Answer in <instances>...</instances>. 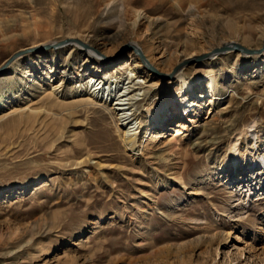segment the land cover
<instances>
[{"label":"rangeland","instance_id":"rangeland-1","mask_svg":"<svg viewBox=\"0 0 264 264\" xmlns=\"http://www.w3.org/2000/svg\"><path fill=\"white\" fill-rule=\"evenodd\" d=\"M136 12L158 21L132 27ZM263 38L264 0H0V68L65 39L106 58L72 44L0 73V116L25 108L0 118V264H264V69L245 72L264 53L191 60L198 93L208 97L211 64L223 100L183 118L168 105L161 127L146 113L176 92L168 75L184 58L228 42L260 49ZM162 46L183 52L164 65ZM131 66L148 84L129 152L106 109L69 103L91 70L119 80Z\"/></svg>","mask_w":264,"mask_h":264},{"label":"bare ground","instance_id":"bare-ground-1","mask_svg":"<svg viewBox=\"0 0 264 264\" xmlns=\"http://www.w3.org/2000/svg\"><path fill=\"white\" fill-rule=\"evenodd\" d=\"M133 19L134 21L132 22V27H135V25L141 21L146 22L150 26L155 25V23L158 21L156 19H150L148 16L143 15L141 12H136L133 16ZM144 43L148 44V41L146 40ZM75 46L76 44L73 45V47ZM132 46L137 47L139 50L141 49L136 43H132ZM162 49L164 50V65L176 59L178 54L180 52H183L174 50L173 52L169 53L165 49V46H162ZM84 52L87 54V56L93 57L96 61L100 60L99 62H101L104 60L103 58L102 60L96 59L94 54H99V51L90 46H86ZM19 57L14 58L7 64L5 63L6 66L1 67L2 69L0 70V73L7 69L9 67L8 65L12 61H17ZM191 60L194 61L195 58L192 59V56L184 58L183 64L176 66L175 69L168 75L170 79L175 80L176 86V92L173 88H170V92L168 91L170 96L168 102L159 108L146 109L147 117L153 121V125L155 127H161V125L163 124L166 118L165 114L167 113L166 106L168 105H170V107H172V110L178 114L179 118H183L187 115V113H190L192 111L194 112L195 108H201L203 104L202 101L204 100H206V102L208 103H212V100H217V103H220L223 100L220 97L223 94L217 92V77L214 74L215 71H213V66L211 64H209L205 69L204 76L208 86V97H204L206 91L201 94L200 92L198 93L197 90L199 88L197 87L199 85V78H187L188 69H185L187 67V63H189ZM11 66L12 65H10V67ZM262 69H264V61L258 60L249 67L245 68V72L251 71L255 73ZM138 71L139 70L136 66H131L129 71L126 72L125 77L118 80L116 77H102L100 74L102 71L99 72V69L91 70L88 74V79L84 84V87L86 89H84L85 93H82V95H80V93L75 97L76 99L72 100V102L69 103V105L78 103L85 106L94 105L106 109L108 113L114 117L116 121V128L121 136V142L124 148L129 152H132L136 147L135 145L138 142L137 136L139 134L138 129L140 126L139 122L136 121V115L138 113L136 112L137 109L134 106L138 101L142 100V98L147 93L146 84H148V76L146 75L144 77H139ZM56 89L57 87L52 88L50 93L55 92ZM191 95H198V97L193 100L192 98H190ZM4 98L5 92L0 89V105L6 103ZM11 100H13V98H11ZM8 101L10 103V99H8ZM0 108L2 107L0 106ZM24 112L25 108L12 107L7 111V113L0 116V118L23 114ZM140 116L144 117V114H140ZM213 118L214 116H211L210 120ZM13 120L15 119L13 118L12 121ZM178 126L179 125L177 124L176 127L179 129ZM169 131H172V129H169ZM175 132H178V130ZM231 150L229 151V155L226 160H229V163H232L234 166H236L238 162V154L236 155L234 152L231 153Z\"/></svg>","mask_w":264,"mask_h":264},{"label":"water","instance_id":"water-1","mask_svg":"<svg viewBox=\"0 0 264 264\" xmlns=\"http://www.w3.org/2000/svg\"><path fill=\"white\" fill-rule=\"evenodd\" d=\"M72 44H76V45L81 46L82 48H86V46L77 39H73V40L65 39V40H62L60 42H52L50 44H45V45L36 46V47H29V48L23 49L21 51H18L16 53H14L12 56H10V58L7 60L6 64L9 63L14 58L19 57V56L28 55V54H31V53H34L37 51H47L50 49L57 50V49L63 48L64 46L72 45ZM126 49L133 50L134 54L136 56H138L141 63L147 68V70H151L152 73L156 74L157 76H163V74H159L156 71V69L148 63V61L145 59L142 52L137 47L132 46V43H128L127 45H125L122 50H126ZM231 51L239 52L241 55L246 56V57H250V56H254V55L261 56L264 53V38L262 40V45H261L260 49L252 50V49L245 48L238 43L228 42L226 44H223L219 48L215 49L213 52H211L209 54H202L200 56L195 57V60H196L195 63L196 62L200 63V62L206 61L210 58H214L216 56L223 55L226 52H231ZM103 59L106 60V58H103ZM6 64H4L2 67H5ZM1 69L2 68H0V70Z\"/></svg>","mask_w":264,"mask_h":264}]
</instances>
